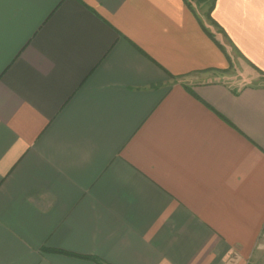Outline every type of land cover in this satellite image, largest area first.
I'll return each mask as SVG.
<instances>
[{"label":"crops","instance_id":"1","mask_svg":"<svg viewBox=\"0 0 264 264\" xmlns=\"http://www.w3.org/2000/svg\"><path fill=\"white\" fill-rule=\"evenodd\" d=\"M263 230L264 0H0V264H245Z\"/></svg>","mask_w":264,"mask_h":264},{"label":"rangeland","instance_id":"2","mask_svg":"<svg viewBox=\"0 0 264 264\" xmlns=\"http://www.w3.org/2000/svg\"><path fill=\"white\" fill-rule=\"evenodd\" d=\"M228 73L231 77L237 79L240 85H244L241 71L229 69ZM245 264H264V230L260 236L257 247Z\"/></svg>","mask_w":264,"mask_h":264}]
</instances>
